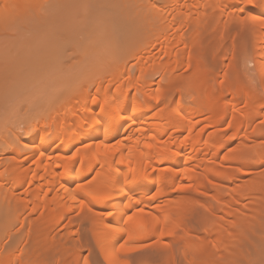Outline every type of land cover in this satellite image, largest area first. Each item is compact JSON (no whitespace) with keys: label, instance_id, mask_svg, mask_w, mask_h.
I'll list each match as a JSON object with an SVG mask.
<instances>
[{"label":"bare ground","instance_id":"6f19581e","mask_svg":"<svg viewBox=\"0 0 264 264\" xmlns=\"http://www.w3.org/2000/svg\"><path fill=\"white\" fill-rule=\"evenodd\" d=\"M235 28L250 49L227 63ZM8 34L23 35L27 63L87 76L107 54L113 68L67 110L11 123L1 58L0 264H151L133 255L151 245L161 264L179 249L184 264H264V0H0ZM197 204L201 227L187 222Z\"/></svg>","mask_w":264,"mask_h":264},{"label":"rangeland","instance_id":"374dc122","mask_svg":"<svg viewBox=\"0 0 264 264\" xmlns=\"http://www.w3.org/2000/svg\"><path fill=\"white\" fill-rule=\"evenodd\" d=\"M224 19H223V22L225 21ZM234 30H231V32H228V33H235L236 32L235 35L233 34V36L235 37V39L232 36V34H231L230 37H229V34L228 33L225 34L226 37L228 36L230 38V39L229 38H226V40H228V39L231 40V38L234 39V43L231 46V51H232L233 56L226 59V62L227 63H232L237 58H240L241 55L243 54V52H242L243 51L242 50L243 48L244 49L245 48L246 49L247 48L250 49L249 42L248 41H245L244 40V37H242L244 35V33L243 32H240L239 29H237V31H236V28ZM245 33L247 34V32H245ZM22 38H24L23 35H19V34H17V35H14V34L12 35L11 34V36L9 34L6 35V36L5 35L4 36H0V61L2 60L1 58H5V57L11 59V88H14V91H12V92L13 93L15 92L16 93V97H17V98L15 97L14 100H16V101H14L13 103H15V102L17 103L18 102L17 104L15 103V106L11 102V106H12L11 107V112L12 113L14 112L13 114H11V120H12L11 123L13 121H15V120L18 121V119L21 122L20 119L23 120L24 118L28 117L29 115H36V114H41V115L48 114L49 115L50 114L51 116L52 115L55 116L56 114L59 113V111H61V110H63V111L67 110V108H69L70 106H72L73 100L76 99V98L75 99H71L72 96H71L70 93H72V91L76 95H78V93H79V85L81 83H84L85 81H92L93 77H100V76H102V75L105 74V71L106 70H108L109 68H113V65H112L113 64V60L110 59V57L107 58L108 57L107 54L96 55L95 56V59L93 60L95 63L88 65V67H91V70H92L95 67V64H96L95 69H98V70H96L97 72H95V75H94V72H93V74H89L87 76H86L85 72H90V70L88 68H85L82 65L72 66L71 63H69V64H61L60 63V64H51V65H41L40 63H34V64L27 63V62H25V59H24L25 58L24 57L25 56L24 53H26V49L25 48H26V45H27L26 43L27 42L23 41L24 39H22ZM242 42H243V44H242ZM244 42H246V43H244ZM67 52L69 54H71L72 56H78V54H80L78 50L73 51L72 49H70V50L68 49ZM102 53H104V51ZM249 67L252 68L253 67V64H250L249 63ZM82 69H85L84 72L82 71ZM220 69H223V70L220 71ZM220 69H219V71H220L219 73H222L224 71V68H220ZM96 74H98V75H96ZM220 80H221V78H220ZM39 86H41V87H39ZM20 87L26 88V90H28L29 92H31V91L34 92L35 94L33 93V95H35L36 98L38 97L37 98L38 100L34 97L36 101H33V98H30L31 97L30 96L29 99H25L26 100L25 101L23 98H26V97H21L20 98V96H22L21 95V92H19L20 96L18 97L17 96L18 95L17 94L18 93L17 89H19ZM35 87L36 88H40L41 90L35 92V89H36ZM36 93L39 96H37ZM13 96L11 97V101L14 98ZM91 96H92V93H91ZM29 100L31 102H27ZM12 108H15V109H13L14 111L12 110ZM26 119H24V120H26ZM223 152H224V150L221 151V154ZM262 167L264 168V165ZM174 192H175V195L178 194L179 196L180 195H188V194L194 193V191L192 189H175ZM178 195H176V196H178ZM192 207H194V211H193V209L191 210L192 212L189 214V216H188L189 217L188 218L189 221L187 220V222L188 223L189 222L190 223L193 222L194 224H196L195 222H197V220H198L199 223H197V225H195V226H197V227L200 226L201 227V225H203L205 222H207V220L210 219L211 216L208 214L207 211H205V209L203 208L204 207L203 205L201 206L202 209H201V207H200L199 204H197V207H195L194 205H192ZM191 219H192V221H191ZM201 220H202V222H201ZM203 221H204V223H203ZM9 228L11 229V227H9ZM10 229H8L7 232ZM75 229L80 234H82L81 237H84V240H87L88 239L89 242L90 241L92 242V238H91V236H89L90 234L87 233L86 228H84L82 226H78ZM260 229L259 228H256V229L254 228V231L260 232V231H258ZM1 230L2 229H0V231ZM256 232L253 233V234H252V232H250L251 233L250 235L253 238L255 245L257 243V242H255L257 240L256 239L257 235H255V234H258ZM9 233H11V230L9 231ZM9 233H7L8 235L7 234H4L5 239H3V240L4 241L6 240L5 243L8 242L7 239H9L11 241V238H8L7 237V236H10ZM197 234L199 236H202V235L204 236L203 233H200L199 234V232H198ZM1 235L2 236H0V237L3 238L4 237L3 234H1ZM150 239L151 238L147 239L143 243H147L148 244V242L152 243V242L155 241V237H154V239H151V240ZM248 241H247V243H246V241H244V242L246 244H250V243L253 242L252 240L250 242H248ZM235 243H237V242H235ZM239 243L240 242L238 241L237 244H239ZM10 244H11V242H10ZM241 244H243L242 241H241L240 245H238V246L242 247ZM254 244H250V246L251 245L253 246ZM154 246H156V245H154ZM154 246L151 245L149 248L147 247L146 248L147 250L146 249L145 250L142 249L145 252L138 250L140 253H138V251H137L136 253H138V254L136 255V253H133V255L135 254V256H138V255L139 256L140 255L145 256L147 254L146 260L148 259L147 258L148 256L151 259L150 261L148 259L147 262H151L152 261L151 264L152 263L153 264H156L154 262H157V264L158 263L161 264V261H164V259L166 257V253H163L165 251V249L163 251V250L160 249L161 246H159L160 248L159 247H154ZM246 246H248L249 249H251V247H252V246L250 247L249 245H246ZM246 246H243V247H246ZM254 246L252 248H256ZM234 248H235V246H234ZM230 249L231 250H234L231 247H230ZM159 250H161V251H159ZM151 251H153V252H151ZM234 251H233L234 252L233 254H234V258H235V256L237 255L236 254L237 249H235ZM141 252H143L145 254H143ZM156 252H160L158 254L159 255L161 254V256H162L161 258H163V260L158 259V257H156ZM175 253L178 256L177 257L178 258L177 260L179 261L178 263L179 264L180 263L181 264H184L186 260L184 258L185 256L182 255L183 253H181V250L180 249H179V251L176 250ZM151 254L152 255L154 254L155 257H156V259H155L154 256L151 258L150 257V256H152ZM162 254H164V256ZM96 255H98V254H96ZM96 255L89 256V259H88L89 263H91V264H93V263H95V264H98V263L99 264H104L101 260H99L100 257H95ZM230 256H231V253L229 255V258H230ZM231 257L233 258V256H231ZM229 258L227 257V259H229ZM143 259H145V258H143ZM221 259L224 260V258H221ZM96 261H99V262H96ZM232 261L231 262L229 261V262L232 263ZM221 262L224 264L223 261H221ZM226 262H228V260Z\"/></svg>","mask_w":264,"mask_h":264}]
</instances>
